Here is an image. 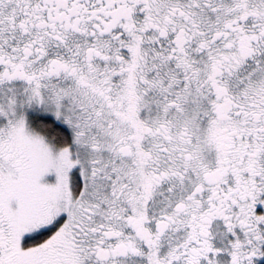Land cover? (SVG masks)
I'll return each instance as SVG.
<instances>
[{
    "label": "snow or ice",
    "instance_id": "6c2138e0",
    "mask_svg": "<svg viewBox=\"0 0 264 264\" xmlns=\"http://www.w3.org/2000/svg\"><path fill=\"white\" fill-rule=\"evenodd\" d=\"M0 264H264V0H0Z\"/></svg>",
    "mask_w": 264,
    "mask_h": 264
}]
</instances>
